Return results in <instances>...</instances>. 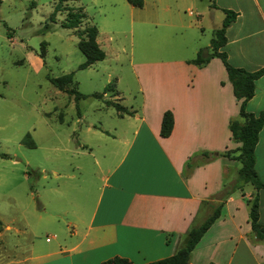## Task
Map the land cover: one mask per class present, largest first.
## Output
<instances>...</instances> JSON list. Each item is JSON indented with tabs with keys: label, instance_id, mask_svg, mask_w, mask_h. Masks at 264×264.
<instances>
[{
	"label": "crops",
	"instance_id": "obj_1",
	"mask_svg": "<svg viewBox=\"0 0 264 264\" xmlns=\"http://www.w3.org/2000/svg\"><path fill=\"white\" fill-rule=\"evenodd\" d=\"M145 2L142 0L137 6L127 0H111L101 8L111 13L123 9L129 26L135 21L139 26L154 23L162 16L167 26L186 30L192 54L137 63L133 75L142 99L139 110L126 106L133 110L125 114L130 119L122 120L129 133L110 134L101 124L96 126L91 121L84 126L85 131L103 134L97 135L103 143L107 138L115 141L112 149L102 150L103 167L98 165L101 182L89 210H81V203H70V207L65 203L53 215L57 223L52 236L30 240L25 253L8 262L100 264L101 260L118 255L140 264L161 258L171 254L188 227L198 224L211 206L221 201L219 215L190 251L187 264H264V242L250 231L246 203L255 192L258 221L264 224V187L255 190L248 182L249 185H242L244 192L237 193L241 200L245 199V207L234 197V190L220 199L214 196L225 182L219 181V174L218 182L210 184L217 168L213 166L214 159L222 155L228 163L222 151L238 144L230 138L228 129V120L237 114L238 99L217 56L203 65L188 61L198 48L209 44L212 30L220 25L226 8L235 11L225 27V43L221 47L227 61L247 70L264 66V0H150L148 16L134 18ZM73 4L80 5V1ZM204 17L214 24L204 22ZM115 18L120 21L117 14L111 20ZM85 22L92 23L84 16L81 24ZM96 28L95 39L102 48L97 37L98 24ZM24 60L35 71L43 65L42 57L32 48L25 51ZM159 63L168 64V70L145 72L137 68ZM115 79L112 100L120 98L117 76ZM105 93L102 97L107 96ZM244 108L253 113L264 112V71L254 79V91ZM164 109L172 112V127L168 135L161 136L159 122ZM83 146L76 144L73 151L85 152L80 148ZM88 148L86 152L92 153L91 146ZM253 155L255 172L264 181V121ZM107 157L114 161L107 164Z\"/></svg>",
	"mask_w": 264,
	"mask_h": 264
},
{
	"label": "rangeland",
	"instance_id": "obj_2",
	"mask_svg": "<svg viewBox=\"0 0 264 264\" xmlns=\"http://www.w3.org/2000/svg\"><path fill=\"white\" fill-rule=\"evenodd\" d=\"M55 1L0 0V264H23L8 259L25 253L30 240L51 237L57 223L53 215L65 203L67 207L81 203V210H89L101 182L98 165L103 167L102 150L112 149L115 141L107 138L103 143L97 136L103 134L85 131L84 126L91 121L96 126L101 124L110 134L129 133L122 120L131 118L127 113L120 118L113 106L104 103L103 99H110L114 91L107 90V96L102 98L89 93L101 91L108 81L114 85L117 76V101L139 110L142 97L133 75L137 63L192 54L186 30L167 26L162 16L145 26H139L137 21L129 26L123 9L119 8L118 13L102 10L111 0H79L86 11L85 18L98 24L97 37L105 56L91 66L78 68L84 55L76 45L74 29L60 25L65 11L56 12L50 27L41 29ZM149 2L146 0L134 18L148 16L152 7ZM116 14L118 22L116 18L111 20ZM208 20L203 19L214 24ZM188 38L191 40L189 35ZM41 41H45L43 65L35 71L24 60L25 51L32 48L38 53ZM137 68L147 72L166 71L169 67L159 63ZM69 71L72 76L66 89L57 88L47 78ZM74 90L85 95L75 96ZM28 138L33 145L22 142ZM76 144H83L80 148L85 152L73 151ZM88 146L92 153L86 152ZM234 147L225 149L231 155L227 156L228 163L222 155L214 159L213 166L220 172L213 170L210 184L218 182V174L219 181H225L214 194L218 199L232 190L240 199L237 192L243 193L242 185L247 184L235 186L239 162L233 158ZM109 161L114 159L107 157V164ZM241 201L247 207L245 199ZM239 211L242 213V206Z\"/></svg>",
	"mask_w": 264,
	"mask_h": 264
},
{
	"label": "trees",
	"instance_id": "obj_3",
	"mask_svg": "<svg viewBox=\"0 0 264 264\" xmlns=\"http://www.w3.org/2000/svg\"><path fill=\"white\" fill-rule=\"evenodd\" d=\"M66 1L76 0H56L52 4V8L48 13L46 20L41 25V29H47L50 27V22L54 21L55 13L65 11L63 19L60 21V25L67 28H73L77 35L76 45L84 55V59L77 64L78 68L86 67L94 61L100 60L104 57V50L98 45L95 37L97 34V28L94 23H87L80 26L82 19L85 16L81 5H74L73 3H66ZM133 5L140 6L142 0H127ZM224 15L221 19L220 25L212 30L209 44L205 47H201L196 50L193 57L188 61L196 65H202L206 63L210 57L217 56L220 58L226 73V78L231 84L232 93L236 99H238V110L236 117L228 120V129L230 132V138L238 142L233 148L236 153L233 158L238 160L239 166L237 168V176L235 179V186L239 187L243 183H250L256 190L260 187H264V181L260 180L253 167L254 155L253 147L257 140L258 130L260 129L264 121V112L259 111L253 113L244 108V102L249 98L254 91V79L258 77L263 71L264 66H261L254 70H247L242 67L234 66L230 64L225 52L221 49L225 43V27L233 20L235 11L231 9L223 8ZM45 41L40 42V51L38 55L43 56ZM72 72H65L56 76H47L50 82L59 89H66L71 82ZM113 83L109 81L103 86L101 91H93L90 95L98 98H102L103 92L107 90L113 91ZM72 92V88L68 89ZM75 96H84V93H80L74 90ZM104 103L111 105L118 112V114L127 113L131 114L132 109H128L126 106L120 104L117 100L103 99ZM172 127V112L170 109H164L160 116L159 122V134L166 136L169 134ZM26 133L24 136H26ZM22 142L28 145H33V141L28 138L22 139ZM228 150V149H227ZM227 150L222 151L223 155L231 156ZM203 153H206L205 151ZM186 165H189V161H186ZM248 204V221L250 225V231L252 235L264 242V224L258 221L257 210V195L254 192L251 198L246 199ZM222 202L211 206L210 212L198 223L191 225L185 231L184 237L180 245L169 255L149 260L140 264H187L189 253L195 246L204 231L210 226L214 219L219 215ZM1 227V223H0ZM100 264H132L127 258L113 255L101 260ZM207 264H214L208 262Z\"/></svg>",
	"mask_w": 264,
	"mask_h": 264
},
{
	"label": "built area",
	"instance_id": "obj_4",
	"mask_svg": "<svg viewBox=\"0 0 264 264\" xmlns=\"http://www.w3.org/2000/svg\"><path fill=\"white\" fill-rule=\"evenodd\" d=\"M46 238H48V237H46Z\"/></svg>",
	"mask_w": 264,
	"mask_h": 264
}]
</instances>
